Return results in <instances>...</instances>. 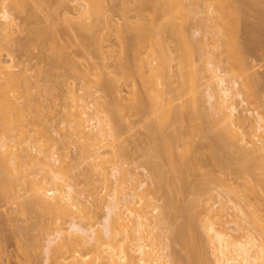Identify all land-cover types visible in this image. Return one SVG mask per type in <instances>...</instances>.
<instances>
[{
    "label": "rangeland",
    "instance_id": "374dc122",
    "mask_svg": "<svg viewBox=\"0 0 264 264\" xmlns=\"http://www.w3.org/2000/svg\"><path fill=\"white\" fill-rule=\"evenodd\" d=\"M79 1L5 0L17 25L10 35H0V59L11 63L15 71L25 70L22 77L30 91L19 95V100L20 103L33 100L30 115L37 119L28 121L30 137L22 145L30 146L38 141L58 153L62 164L58 161L56 165L61 168L66 180L74 185L84 211L71 218L32 204L35 197L28 191L30 183L21 181L13 170L14 187L9 191L0 189V264H71L73 259L67 253H64L65 258L59 259V263L56 262L53 253L47 252L49 240L57 228L71 227L73 221L82 226L103 222L107 209L102 198L116 190L118 182H112L114 178L110 182L101 178L106 170L110 171L117 164L129 172V175L126 172L124 177H118L120 185L129 186L130 175H143L141 179L148 181L143 201L136 207H144L152 225L158 224L160 216L165 219H162L163 226L161 224L156 229L158 236L154 234V237L157 236L156 241L160 240L158 243L168 244L165 252L172 255L176 264H214L212 245L200 220L204 205L210 207L214 218L236 235L233 228L245 216L240 209L221 211L220 208L222 202L232 206L233 200L243 197L240 207L246 214L249 213L246 216L251 214L259 218H255L259 224H255L257 221L254 225L247 222L246 226L264 240V151H254L253 145L249 144L246 146L248 156L244 160L241 158L244 153L239 155L244 144L236 138L220 140L210 117L212 99L207 71L208 62L213 60L230 78L239 81L246 101L239 104L237 115L246 114V108H250L252 117H264V0H223L230 8L226 19L230 32L228 28L227 31L231 34L227 32L224 38L220 37L223 32L219 34L221 29L224 30V24H221L222 28L218 24L219 29L214 27L216 32L211 28L219 17L214 9L219 0H176L174 8L171 11L167 9L170 11L168 14L163 7L156 10L158 8L152 1L146 6L142 2V6L139 0V4L133 0H104L105 5L98 12L100 17H94L98 22L93 18L96 25L93 23L92 29L88 26L86 31V28L81 30L80 21L72 17L75 7L82 4ZM212 1H216L215 5ZM106 19L112 22H107L108 25ZM169 19L174 22V29L171 23L168 24ZM150 27L152 30H149ZM139 28H148V32L154 35L150 32L148 37L151 36L153 42L154 37L159 43L155 40L150 44L148 41L151 39L148 38L142 50H133L137 48ZM45 29H50L52 34L44 35ZM226 36L238 43L240 49L236 55L241 51V56L236 58V52L231 50L233 44L228 41L231 44L229 49L228 42L223 40ZM148 54L152 60L156 58L154 64L159 66L154 73L145 64ZM141 64L144 71L140 72ZM199 68L201 72H198ZM158 69L163 72L160 75L162 85L168 87L167 92V87L163 85L167 97L172 96V111L176 110V114L163 121L164 124L160 123L163 113L157 112L164 111L167 105L163 107V104L169 101L165 99L158 103V108L155 107L157 104L154 106L158 110L152 109L147 98L153 90L146 97L145 88L148 86H144V83L161 85L157 80ZM193 69H197L199 75L196 73L194 76ZM190 85L195 87L193 91ZM87 88L92 94L87 99L94 104L90 112H98L100 108L101 114L106 112L111 119L114 117L111 122L114 120L115 123L111 125L119 131L116 143L107 145L111 150L106 146L108 151L106 147L103 151L107 153L102 152V160L97 159L101 160L98 168L94 166L84 143L72 135L65 111L66 106L72 104V90L86 93ZM148 89L151 90V87ZM177 91L181 93L179 97L175 94ZM247 128L251 130L250 126ZM260 134H264V130L258 131L256 141H259ZM172 137L174 155L187 158L182 174L176 172L168 152L164 151L163 142ZM214 150L219 161L214 160ZM24 168L29 171L36 168L39 175L44 174L34 162ZM101 169L105 171L102 173ZM196 198L199 203L189 208ZM155 207H158V213L154 212ZM193 212L198 216L200 213L193 227L195 238L187 234L190 224L186 219ZM193 246L199 253L196 254V260L200 258L196 261L198 263H192L190 258L192 251L190 254L189 249ZM99 249L103 257H108L107 252ZM86 253L90 257L83 260V264L88 260L98 264L97 260L94 261L96 247L82 249L81 255Z\"/></svg>",
    "mask_w": 264,
    "mask_h": 264
},
{
    "label": "bare ground",
    "instance_id": "6f19581e",
    "mask_svg": "<svg viewBox=\"0 0 264 264\" xmlns=\"http://www.w3.org/2000/svg\"><path fill=\"white\" fill-rule=\"evenodd\" d=\"M81 1L82 4L78 3L79 5L77 4L78 6L75 7V11L73 10L74 15H72V17L77 18V22L80 21L79 25H81V30H84L86 28L84 30L86 31L89 29V27L90 29H92V25H96L94 21L97 17H94L100 15V13H98L99 8L102 11V7H104L105 2L104 0ZM133 1L138 2V0ZM139 1L141 2V5L143 2L144 6H146L149 1V3H151L152 1V3H155V7L158 8L156 10H162L163 7V11L166 10L167 12H164L168 14V12L171 11V8L175 6L176 0ZM78 2L80 1L78 0ZM140 2H138L137 4H139ZM215 2L216 1H212L211 3L214 4ZM219 2V4H217L218 1L215 3L216 5H218L217 7L214 4V9H216L215 11H218L217 13L219 14V17H221V20H219V17L218 20L216 18L215 22H211L213 24H211V28H213V30L215 31L214 27H217L219 26L218 24H220L219 27L222 28L221 24H224L223 29L225 30V32L221 29V32L219 33L221 34L223 32V36L220 35V37L224 38V34H227L228 31L230 32V29L227 25L228 19H226L229 16L228 13L230 12V8H227L229 6L228 4V6H225L226 2H224V4L223 0H219ZM0 3V35L8 36L13 32L14 27L17 24L15 22V18L12 15L8 3H6L5 0L3 2L0 1ZM209 7L212 6L209 5ZM167 9H170V11H168ZM224 9H226V12H224ZM193 11L194 10H192V12ZM93 18L94 21H92ZM70 19L72 18L70 17ZM224 19L226 20L224 21ZM222 20L226 24L224 22H221ZM110 21L112 22V20L106 19L105 22L109 23ZM171 21L172 20L169 19L168 24L171 23ZM172 23L170 26H172V28L174 29V22ZM146 29L145 31L144 29L139 28L140 32L136 36L137 38L135 37L138 43L136 45L137 48L134 47L133 50H142L144 48L143 43L147 42L148 38L151 39V42H148L152 44L153 41L152 38H150L151 36L148 37L151 31L148 32V28ZM149 30H152L151 27L149 28ZM43 32L44 35L52 34V31H50V29H47V31L45 29ZM150 34L153 35L152 32ZM213 34L215 36L214 32ZM216 35H218V30ZM229 35L231 34L229 33ZM205 38L209 39V37ZM225 38L227 39L228 36H226ZM226 39H223L225 40V43L229 41L233 44L231 50L232 52L235 51L236 53H234V55H236L238 53V49H240L238 48V43H235V40L231 37V40L228 38L229 40L227 39L226 41ZM153 40V43H155L156 41L157 43H159L158 40H156L154 37ZM233 40L235 44L232 42ZM229 42L227 44L230 49L231 44ZM139 46H142V48ZM240 53L241 51L239 52V54ZM239 54L238 56L242 55ZM148 55V59H145V64L149 65V69H151V71L153 72L157 67V64H154V60L156 61V58L153 57L155 59L152 60V57L150 58V54ZM238 56L236 55V58ZM213 57L215 58V56ZM142 65L143 64L139 65V70L141 69L140 72L144 71V67H142ZM13 67L14 66L11 63L4 62L0 59V189L2 191H9L14 187L16 180L11 176V172L15 170L17 177L21 181H27L30 183L28 191L31 193V195H34L35 197V199L32 201V204L37 205L45 210L53 212L55 211L58 214H61L62 216H71V218H76L79 216L80 213L84 211L83 203L78 198L74 185L68 180H66L63 172L61 171V168L56 165L58 161L61 163L60 157H58V153L50 148H46L43 143L38 141L35 144H30V146L22 145L29 141L28 138L30 137V129L28 127V121H35L37 119L30 115L33 100L27 99L24 103H20L19 100V95H26L30 91V87L26 84V80H24L25 78L23 79V77L25 76V70L21 68L18 71H15ZM157 68H159V66ZM203 69L204 68H202V70ZM199 71L201 72V68H199L198 72ZM207 71L209 73V87L211 89L210 98L212 99L211 109H209V111L211 112L210 114L212 115H210V117L213 127L218 130L216 132L219 134L218 136L220 137V140L225 141L226 139L236 138L238 141L244 144L245 146H242L241 151L239 153L240 156L244 153V156H241V158L244 160H246L245 157L248 156L246 154V146H248L249 144L253 145L252 150L254 151H264V134H260L261 136H258L259 139L257 140L259 141H256L255 139L257 138L258 131L264 130V117L261 115L252 117L250 115L252 113V110H250V108H246V114L242 113V115H237V112L240 109L238 107L239 104H244L246 101L244 98L245 96L243 95L244 93L240 90L239 81L236 78H230L228 76V73L226 71H223L220 64L215 63V61L213 60L208 62ZM198 72L196 69L192 72V74L194 73L195 76V74ZM162 73V70L158 69L157 76L159 77L157 78V80L158 82H161V85L162 79L160 80V75ZM180 74L181 76L183 75V73ZM144 84H146L144 85L146 87H151V90H149L148 87L145 88L147 89V91L145 90V92H147L146 97L148 92L150 93V91L153 90L147 98L148 101H150V107L153 106L152 109H154V106L156 104L157 105L155 107L158 108V103L162 102L163 100L165 101V99L166 102L169 101V109L168 104L165 103V105L163 104V107L167 105L163 108L165 112L156 111L157 114L161 112L163 113V116L161 115L162 122L160 123L164 124L165 120L167 121L168 118L170 119L174 115L173 113L176 114V110L173 109L175 111L173 112L171 108L172 101L170 98L172 96L170 95L169 98L167 97L166 94L168 93H165L166 88L164 90V84V86L162 85L163 87L159 85L160 83ZM192 85H190V89L193 91V88L195 87H193ZM88 89L89 88H87V92H89L90 90ZM87 92L78 93L76 92V90H72V104L70 103L71 105L69 104L68 106H66L67 108L65 111L66 116L69 119L68 122L71 127L72 135H75L78 141H82L84 143V145L86 146L85 149H87L88 152L91 153L90 157L91 160H93L94 166L98 168V165L102 160L101 157L102 155H104L103 153H107L106 151H103V149L107 145L112 146L116 143V140H118L119 138V131H116L117 128L115 125H111L115 123V119L111 114L110 115L113 117L112 119H114L112 122V119L109 117L108 114H106V112L104 113V115L101 114L102 112H100V108H98V112H90L94 104L91 102L92 100L90 101V99H87L88 96H90L91 94L90 92ZM179 92L180 91H177V93H175L178 97L181 95V93L179 94ZM152 95H155L154 98L152 97ZM163 95H165L167 98L165 96L163 97ZM157 97L158 99L160 97V100H158ZM149 98H151L152 100H149ZM157 108H155L154 110H158ZM106 115L107 117H105ZM106 118H110V120ZM248 126H250L251 130L247 128ZM45 133L47 134V131H45ZM173 140L174 138L172 137L171 139H167L165 143L163 142L164 151L166 153L168 152L167 154H169L170 158L167 156V154L166 156L171 160L170 162L176 172L182 174L185 169L184 167L186 166L187 158L185 159L184 156H178L175 154L176 157H179L178 159H175L176 157L174 155L175 151L173 146ZM16 141L19 142V144H15ZM107 147L109 148V146ZM113 150H115V148ZM215 151L216 150L213 151L214 160L219 161L220 159L215 154ZM88 152L87 154H89ZM92 154H94V156H92ZM98 158L101 160H97ZM33 162L38 164L39 168L44 171V174L42 176L39 175L38 172H36L38 170H35L36 168H33L30 171L25 170L26 168H24V166L28 163ZM152 167L154 166L152 165ZM109 170L110 171L106 170L107 172L105 171V169V172L102 170V173H104L101 180L110 182L111 179L113 180L114 178L115 180L112 182H118V188H116V190L114 189L113 191H111V193H108L107 196L102 198V201L105 203L107 209L103 222L100 224L93 223L88 226H82L73 221L71 227L57 228L55 230V233H53V237L49 240L47 252L49 254L52 252L53 258H55L56 262L58 263L60 262L59 259L65 258L64 253H67L69 255V258L73 259V261H71V264H83V260L88 259L90 255L87 253L81 255L82 249L94 246L96 247L97 251V255L95 256L96 259H94V261L97 260L98 264H176L172 255L168 252H165L168 244L163 243L162 245V242H157L160 240L157 239L156 241L155 239L158 236L157 234H155L156 229L160 228L161 224L163 226L162 221L165 219L161 218L160 216L161 219L159 218L160 221L158 219V224L152 225L150 218L144 212V207H136L137 204L140 205L143 201L142 195L148 189V181L146 179H141V177L143 176L142 174L141 177H135L134 175H130L131 182H129V186L128 184L127 186H123L120 185L118 177H124L123 175L126 172V174L129 175V172L126 169H123V166L121 164L114 165ZM128 178L129 177L127 176V179ZM242 198L240 200L237 199L238 201L235 199L237 202L232 199L233 201H230L231 203H233L232 206L226 205L227 202H222V207L220 208L221 211L228 210L230 208L234 210L237 209V211H239L238 209H240V212H242L241 214L245 216L241 218V221L243 222L238 221V226L236 228H233V230L237 232L236 235L232 232H229V228L225 227L223 223L219 222L216 218H214L213 214L210 212V207L204 205L202 209V215L200 216V213H198L200 216V220L203 224L204 231L207 235V239L212 245L214 264H264V240L258 238V236L252 231V229L246 226L247 222L249 224L251 223L252 225H254V221H257V223L255 222V224H259V218H256L254 215L253 218L251 214L250 215L252 218L250 217V215L249 217H247V214L249 213L246 214L243 208L240 207V203L243 201ZM198 203V199L196 198L190 203L188 207L193 208ZM157 211L158 207H155L154 212L158 213ZM237 215L238 212L236 216ZM199 216L197 215V213L193 212L186 219L190 224V229L187 231V234L192 238H195L196 235L195 229H193V227L195 226L197 217ZM255 218L258 220H256ZM154 234L157 236L154 237ZM99 248H102L104 252H107L108 257H103ZM190 248V254L192 251L190 258H192L191 261L193 260L192 263H195L200 259L198 257V260H196V254L199 255V253L197 252L198 250L194 246ZM79 256H81L82 259ZM49 258H51V255L49 256ZM85 263L92 264V261L88 260Z\"/></svg>",
    "mask_w": 264,
    "mask_h": 264
}]
</instances>
